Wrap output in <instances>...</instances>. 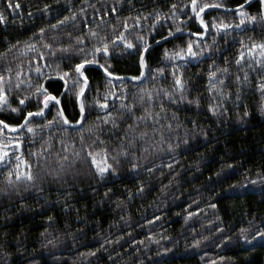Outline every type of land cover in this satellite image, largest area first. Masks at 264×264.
Listing matches in <instances>:
<instances>
[{"label": "trees", "instance_id": "1", "mask_svg": "<svg viewBox=\"0 0 264 264\" xmlns=\"http://www.w3.org/2000/svg\"><path fill=\"white\" fill-rule=\"evenodd\" d=\"M206 2L221 3L223 10L245 5L244 0ZM244 9L257 20L237 28V11L214 10L201 15L205 29L196 22L190 0H0L5 17L0 21V75L11 89L6 94L12 107L30 90L29 77L33 86L43 82L60 95L64 82L54 71L79 62L77 49L98 46L100 37L118 45H109L107 58L96 54L100 64L114 73L112 77L130 81L140 76L139 52L126 49L115 37L124 32L136 46L142 43L138 36L148 45L166 39L146 53L141 83L108 84L98 69L84 68L89 84L85 124L93 131L83 133V144L106 148L115 172L101 177L83 159L88 149L78 128L65 132L58 124L44 127L55 107L42 120H31L38 126L34 133L6 132L21 141L18 154L31 164L35 179L16 181L13 176V183H8L7 172L17 163L12 152L8 163L0 165V264H264V235H257L264 229V92L258 89L264 82V56L260 49L247 51L264 41V22L259 20L260 0ZM64 17L69 19L51 28ZM214 18L233 27L217 31L211 27ZM170 30L172 35L185 34L167 39ZM201 31L206 36L196 35ZM189 40L197 56L172 59L171 53L186 51ZM58 45H68V51ZM36 66L52 73L47 81L38 80ZM161 68L163 72L156 71ZM217 68L228 71L217 73L223 83L210 92L208 73ZM174 72L185 81L183 99L173 89ZM20 81L24 83L17 89ZM141 89L152 92L150 101ZM165 89L173 93L172 99L162 94ZM105 93L108 107L100 109L94 100L104 99ZM68 99L66 93L61 96L65 114L70 120L78 118V108ZM36 108L31 99L24 112ZM105 111L113 113L116 127L97 120ZM142 115L147 118L133 119ZM0 120L19 124L23 115L4 107ZM129 124L136 125L134 131ZM139 132L147 134L141 138ZM9 147L15 151V146ZM42 148L46 151L40 156ZM75 152L80 158L73 156ZM64 156L68 160L61 170L58 157ZM20 168L26 170L23 163Z\"/></svg>", "mask_w": 264, "mask_h": 264}, {"label": "snow or ice", "instance_id": "2", "mask_svg": "<svg viewBox=\"0 0 264 264\" xmlns=\"http://www.w3.org/2000/svg\"><path fill=\"white\" fill-rule=\"evenodd\" d=\"M191 3V10L192 13L194 14V17L199 23L204 26L205 29L208 28V25L204 21V19L201 16V13L210 7H218V8H223L225 5L221 3H215L214 5H211L209 3L205 2L203 4H198V0H190ZM249 0H244V4H248ZM9 7H12L11 4H9ZM16 7H19L17 4ZM47 7V6H45ZM175 5L172 6L173 9H175ZM199 9V10H198ZM236 9L238 12V15L241 17L240 19V24L235 25V27L239 28L241 24H244L245 22L252 23L257 20V15H253L248 13L244 9V5L238 4L236 5ZM115 11V9H113ZM74 16V14H73ZM175 17V12L173 14V18ZM5 17L3 14H0V21H3ZM69 17H64V20H58L56 24L51 25L52 29H56L58 25L64 23L67 21ZM157 19H159V16L157 15ZM259 20L261 22H264V0H260V14H259ZM137 22H139V18H137ZM155 23V21L153 22ZM125 28L128 27V25L125 23L124 25ZM211 27L219 31L220 29H229L233 27L232 24L225 23L223 19L217 23L215 18L212 21ZM179 31V29H177ZM38 32L43 34L45 32L44 28L38 29ZM169 36L172 35V31H169ZM70 35V34H69ZM92 36H96L97 33L95 31H91ZM197 36H203L205 35L204 31L196 33ZM79 39V38H77ZM162 39H164L162 37ZM115 40L117 41H123L126 49H132L136 48V51L139 52V65L141 68L140 76H134L132 77L133 80H140L142 76H144V68L146 66V61H145V55L144 51L141 50H147L150 45L147 43H143L144 37L143 36H138L137 40L141 41L142 43L140 46H136L133 44L132 40L128 39L124 32H121L119 36L115 37ZM19 43V42H18ZM109 45H112L113 48L118 47L114 41H105L104 37H100V42L99 45H94L91 49L88 51H84L83 48H78L77 52L81 55V59L79 62L75 63L74 65L70 66L66 70H55L54 74L56 77H58L60 80L64 82V89L61 91L60 95H56L53 92H50L49 89L45 86L43 82L37 83L36 85L33 86L31 78L29 77L27 80V85L28 88L30 89L24 96L17 97L18 101V106L17 107H12L11 103L9 102L7 92H10L11 89L8 88L6 89L5 83H4V76L0 75V109H3L4 107H8L12 112H18L23 115V120L19 124H8L4 120H0V165H6L9 161V153L12 152V154L15 156V159L17 161L16 164L13 165L11 169L8 170L7 172V181L9 184L13 183V176H15L16 181H21L24 180L26 182H31L35 179L32 171H31V164L27 161L24 160L22 155H19V148L21 145V141L19 139H13L11 137H7V134L5 132V129H10L13 132H15L17 129L20 130V135L23 136L24 129H27L28 133H34L35 128L38 126H35L31 123V120L34 119L35 117H41L44 118L46 111H50L52 107H55L56 111L55 114L53 115L51 120L45 119L44 127H54L57 124L63 128L65 132H67L68 127L72 126H78V131L81 133L80 139L83 144L84 141V132H89L91 133L93 131V127L86 126L85 121H87V104L88 102L86 101V88L88 86V78L85 76L84 73V67L87 64H97L100 68L104 70V72L107 74L108 77H112L114 75L113 72L109 71L108 67H106L104 64H100L99 60L96 58V54L99 53L103 55L105 58L108 57L109 54ZM46 48L51 49L52 44L50 43H45L44 45ZM62 51H68L69 46L68 45H58ZM243 48L244 46L241 45ZM254 49H260V55L264 56V41L260 42L259 44L253 43L251 47L247 49V51L251 54ZM165 57L169 56V52L167 49H165ZM43 54H41L42 56ZM184 56H197V52L193 51V42L189 40L186 45V51L184 48H181L179 51L171 53V58L176 59L178 57H184ZM244 56V52L241 51L239 53V57L242 59ZM237 64L240 63V59L236 61ZM257 63H260V60H257ZM31 67V65H30ZM44 67H51L50 65H44ZM56 68L59 69V64L56 65ZM211 68V66H210ZM8 71H11L9 69ZM156 71L163 72V68L157 69ZM227 72L228 69H219L217 68L216 71H209L208 76H209V88L208 90L212 92L214 89H216L217 84H222L223 80L222 77L217 76L218 72ZM35 72L37 73V78L38 80L41 81H47L52 73L45 74L44 72L41 71L40 66H36ZM71 74V75H70ZM16 76L19 79L21 76V73L19 71L16 72ZM174 76V84H173V89L176 91H179L181 93V99L184 98L183 92L185 88V81H183L182 77L180 75H177L175 72L173 73ZM81 78H83L81 80ZM237 81L240 80V77H236ZM245 79H247V74H245ZM262 81H264V78H261ZM24 83V81H20L16 84V88L19 89L21 85ZM108 84H111L112 81L108 80ZM258 89L264 92V82H260L258 84ZM142 92H146L147 96L149 98V101L152 99V92L150 90H145L141 89ZM239 91V90H238ZM65 93L68 95V103H72L76 108L79 110V117L74 118L70 120L68 116L65 114V108L62 106L61 103V96H64ZM164 96L169 97V99L173 98V93L168 91V90H163L162 93ZM221 96L226 95V93L221 92ZM107 93H105L104 99H95L94 103L97 105L100 109H107L108 104H107ZM157 95H160L158 92ZM31 99H35L37 108L35 111H28L24 112V108L27 106V103L30 102ZM237 99H239V96H237ZM140 100L143 101L144 97L141 96ZM198 103V101H197ZM122 107L127 109L128 111L133 110V106L130 104H122ZM210 107H212L210 105ZM161 109H163V105H161ZM262 111H264V105H262ZM145 113L150 115L148 113V109H145ZM157 115H159L157 113ZM147 117L142 115L140 117H133L134 120L139 121L142 119H146ZM97 120L101 121L102 123H111L113 127L117 126V121L113 116V113L105 111V115L103 118L97 117ZM128 129L130 130H135L136 125L135 124H129L127 126ZM155 131V129H154ZM147 133L146 132H139L137 135H139L141 138H143ZM7 140V142H5ZM96 140H99V136L96 137ZM96 140H93V145L96 144ZM104 142L100 140V144H103ZM129 144L133 143V140H128ZM9 145L15 146V151H13L12 148L9 147ZM171 147V145H169ZM84 148H87L88 151L85 153L83 159L88 161L90 165L95 169V172L100 175L101 177L104 176L106 172L109 170L112 172L116 171V168L113 166L112 163H109V153L106 148H93L91 145L88 144H83ZM48 148H51V144L48 145ZM67 151V148L65 147L64 149ZM45 149H41L39 155L43 156ZM120 152L122 154H127V149L121 147ZM102 153V155H101ZM33 155H37L36 152L32 153ZM74 157L80 158L81 153L80 152H75L73 153ZM58 159L61 161V170L63 168V162L68 160V156L64 157H58ZM111 159L115 161L116 163H119L117 158L115 156H112ZM23 163L25 166L26 170H21L20 164ZM132 167H136V165H132ZM51 219V218H49ZM257 235H264V229H261L260 232L257 233Z\"/></svg>", "mask_w": 264, "mask_h": 264}, {"label": "water", "instance_id": "3", "mask_svg": "<svg viewBox=\"0 0 264 264\" xmlns=\"http://www.w3.org/2000/svg\"><path fill=\"white\" fill-rule=\"evenodd\" d=\"M251 1H252V0H249V3H250ZM249 3H248V4H245L244 7H246L247 5H249ZM214 10H215V11H222V12H234V11H237V9L223 10V9L216 8V7H210V8L205 9V10L201 13V15H203V14L206 13V12L214 11ZM196 22L199 24V21L196 20ZM183 34H185V33H176V34L172 35L171 37H169V38H167V39H171V38L177 37V36H179V35H183ZM205 36H206V35H205ZM192 37H194L195 39H199V37H197V36H193V35H192ZM163 41H166V39L163 40ZM163 41L157 42V43H155L154 45L159 44V43H162ZM154 45H150V47H149L147 50H144V55H146V53L149 51V49H150L151 47H153ZM139 66H140V65H139ZM87 67H94V68L98 69L106 79L111 80V81H118V80H128V81H130L129 78H127V77H119V78H116V77H108L107 74L103 71V69L100 68L98 65H95V64H87V65H85L84 68H87ZM140 70H141V68H140ZM144 76H145V74H144ZM144 76H142L141 79L138 80V81H130V82H133V83H141V82L144 80ZM82 79H83V78H81V80H82ZM88 87H89V84H88V86H87V88H86V93H87ZM78 112H79V110H78ZM45 115H46V113H45ZM44 117H45V116H44ZM35 118H36V119H40V120L43 119V118H41V117H35ZM68 128H78V126H72V127H68ZM5 132H7L8 134H16V133L20 132V130L17 129L15 132H13V131L10 130V129H5Z\"/></svg>", "mask_w": 264, "mask_h": 264}]
</instances>
